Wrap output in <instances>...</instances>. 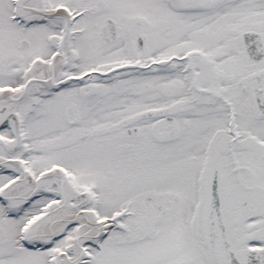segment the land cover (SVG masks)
<instances>
[{
	"label": "flooded vegetation",
	"instance_id": "1",
	"mask_svg": "<svg viewBox=\"0 0 264 264\" xmlns=\"http://www.w3.org/2000/svg\"><path fill=\"white\" fill-rule=\"evenodd\" d=\"M230 1L220 8L214 0H146L143 31L130 32L143 36L146 52L144 85L129 87L141 90L147 107L136 115L131 102L118 100V85L110 95L95 79L104 58H119L118 0H0V205L19 218L23 185L32 183L17 161L24 156L13 129L19 116L30 168L44 175L36 189L47 187L57 208L66 203V224L75 227L66 232L75 233L66 264H247V250L264 249V56L244 45L247 31L264 42V21L242 16L249 27L232 50L230 11L239 5ZM236 1L238 13L264 3ZM45 119L49 131L40 133ZM61 126L72 180L34 156L42 152L34 138ZM172 174L177 182L168 181ZM215 197L224 229L210 222L206 232ZM108 220L115 225L105 232ZM186 220L204 227L201 257L186 247ZM86 236L93 241L80 245Z\"/></svg>",
	"mask_w": 264,
	"mask_h": 264
},
{
	"label": "rangeland",
	"instance_id": "2",
	"mask_svg": "<svg viewBox=\"0 0 264 264\" xmlns=\"http://www.w3.org/2000/svg\"><path fill=\"white\" fill-rule=\"evenodd\" d=\"M224 1L225 0H214V5L220 6L221 8L223 5H225ZM145 3L146 0H118V21L123 29L120 34L121 37H119L117 43L119 49V58L116 60H106L104 58L102 61V67L103 72L109 71V73L112 71V69H119L122 66H126L128 69L125 71L120 70V74H118L120 81H115L114 83L113 80H107V77H95V79H98L96 85L100 86V92L104 91L110 95H113V91L116 92L114 88L116 85H118V93L116 92L118 95V100H126L129 101V103L131 102V105L134 109H139L136 111V115L146 111L147 107L144 106V97L140 93L141 90L138 92L135 89H131L129 87L144 85L145 78L140 72L136 71V59L137 57H141L143 59L144 53L146 52L144 49L143 52L137 51L135 46V37H131L130 32L132 29H139L140 31H143L142 27L144 17L147 16V10L144 8ZM229 5L231 7L239 5L237 9L239 11H244V9L240 7L243 5L241 1L233 0L229 2ZM237 9H232L230 11V19L232 22H234L231 24L229 31L232 50L234 47L237 49L240 46V43L237 41L236 34L241 36L246 28L249 27L248 25H245V20H241L242 16L252 17L257 21H264V13H255L256 11L264 10V3L262 2H253V9H246V13H238ZM159 11L160 9L156 8L152 13V18L154 20L153 22L156 23L154 28L159 27V19L157 18ZM131 45H133V47ZM123 47H130L129 51L124 52L126 55L123 54ZM158 48H160V46H158ZM166 49L168 50L169 48L166 47ZM171 52L172 51L168 53ZM232 54H234L233 51ZM158 80L159 76L151 79V82L153 83L152 85H157ZM171 85L174 84L172 83ZM83 88L86 95H88V85H84ZM123 92L127 93L123 94ZM48 122L49 121L47 119L41 122L42 127L45 125L44 127L46 128V131L48 130ZM61 128L62 126L56 128L58 130L52 131V134L46 132L47 134H50L48 136L51 140L50 142L55 144V146L52 149H47L45 151L42 150L41 153H43V157H45L46 161L49 163L57 162L63 166H66V163H69V155L66 153V148L64 146L57 145L65 143ZM183 139L184 138L182 136L181 140ZM34 140L35 144L39 142L36 138H34ZM187 141L183 140V145ZM42 142H45V140L41 139V143ZM185 153L190 155V148L185 151ZM34 156L35 160L39 161L37 156ZM51 180L56 181L55 178H50L49 182ZM168 181L177 182L175 174H172ZM186 187L188 190L189 184ZM23 192H27L26 187L24 188ZM182 194L186 196L185 188L182 190ZM190 194L191 193L188 190L187 195L190 196ZM54 200L55 197H52L51 195L40 197L35 202V205L31 206L27 212H21L18 214V220H14L11 216L13 215L12 213H16V209L13 208L11 210V214H5L0 205V264H49L48 260L50 258H53V264H66V246L68 244H72L75 240V233L73 232L75 227L69 226L70 224H66V203L62 204L61 201L57 208L53 204ZM73 215L74 213L70 212V216L72 217ZM36 219H39V222H37L34 228H32V238L30 239L31 242L29 243V246H26L24 243H22V238L27 234L29 229L27 227H29L33 221H36ZM182 227V235L185 237L184 240L186 241V247L189 249V252L192 251L195 254V258L201 257L204 254V251L207 249L205 243L203 244L202 242L204 229L202 228L201 224L186 220L182 222ZM69 228H71V230L73 229L72 232L74 237H72V233L66 235V232ZM177 229L179 230L180 227L178 226ZM92 231H96V228H93ZM92 241L93 239H91L89 236H86L81 240L80 245ZM197 259H195V261H197L195 264H211L207 260L201 262L200 259Z\"/></svg>",
	"mask_w": 264,
	"mask_h": 264
},
{
	"label": "bare ground",
	"instance_id": "3",
	"mask_svg": "<svg viewBox=\"0 0 264 264\" xmlns=\"http://www.w3.org/2000/svg\"><path fill=\"white\" fill-rule=\"evenodd\" d=\"M135 90H137V89H135ZM50 126V125H49ZM51 127V126H50ZM38 129L40 130V133L41 132H43V131H45L46 130V128L43 126H41V124L38 126ZM55 163H57V162H55ZM59 164V163H58ZM53 166H54V163H53ZM23 167V166H22ZM61 169H63L62 167H61ZM34 171V170H33ZM27 176V175H26ZM32 176H34L33 178H35V174L33 173V175ZM32 176H28L29 178H32ZM113 225H111V223H108V224H104L103 225V228L105 227V229L106 230H110L111 229V227H112ZM102 247H103V245H102ZM99 251H101L100 249H98ZM94 254H95V252H94ZM95 256V261H96V254L94 255Z\"/></svg>",
	"mask_w": 264,
	"mask_h": 264
}]
</instances>
